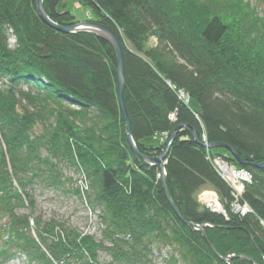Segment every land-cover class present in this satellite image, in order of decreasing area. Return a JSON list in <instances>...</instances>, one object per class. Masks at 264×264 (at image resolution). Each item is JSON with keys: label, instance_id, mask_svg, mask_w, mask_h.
<instances>
[{"label": "trees", "instance_id": "1", "mask_svg": "<svg viewBox=\"0 0 264 264\" xmlns=\"http://www.w3.org/2000/svg\"><path fill=\"white\" fill-rule=\"evenodd\" d=\"M82 1L120 41L139 152L161 155L180 126L164 159L167 188L185 220L204 224L217 254L176 216L159 167L132 154L111 44L50 27L35 0H0V264L16 256L26 264H154L161 246L170 247V264H264V0ZM60 2L43 6L57 24L73 25ZM151 35L157 44L148 49ZM203 137L243 162L206 148ZM217 156L251 175L240 193L219 174ZM69 167L83 180L73 194L98 212L99 238L37 209L39 189L65 191ZM205 189L223 212L199 200Z\"/></svg>", "mask_w": 264, "mask_h": 264}, {"label": "rangeland", "instance_id": "2", "mask_svg": "<svg viewBox=\"0 0 264 264\" xmlns=\"http://www.w3.org/2000/svg\"><path fill=\"white\" fill-rule=\"evenodd\" d=\"M58 8L68 10L74 16V24L96 21L97 19V16L93 9L85 4L82 0H61ZM10 42H13V38L10 39ZM156 44L157 40L152 35L148 37L145 42V45L148 49L155 48ZM249 57H251V54L249 55ZM185 101L186 103H188L190 99L186 97ZM156 137L159 142H165L164 139L166 137V133L164 132ZM220 151L221 153H225L224 150ZM217 157L221 158V160H224L221 156ZM224 162L229 165V168L231 170L230 178L226 173L224 174V176L227 177L228 180H232L234 182V180L240 181L242 178H245L244 174L236 170L238 168L234 164L226 160H224ZM66 174L71 178V181L67 182L65 191H52L51 189H39L37 191L38 211L41 212L45 218L53 217L57 220L65 221L70 226L75 227L80 231L93 234L96 238H99L101 234V225L98 220L97 210L93 211L80 197L73 194L75 188L80 186V183H82L81 181H83L80 174L70 167L66 168ZM203 191H211V189H206ZM200 195L201 191L198 193V198ZM211 205L214 206L215 204L211 203ZM219 205L222 208L221 204ZM234 208L235 204L232 205V211L234 210ZM248 210L249 209L247 208V211ZM241 213H243V211ZM170 253L171 250L169 246H161L159 249H154V257L152 258V263L170 264L168 262ZM103 257H105V259L107 258V256ZM2 264H26V260L24 256H16L12 257L7 262H3Z\"/></svg>", "mask_w": 264, "mask_h": 264}, {"label": "water", "instance_id": "3", "mask_svg": "<svg viewBox=\"0 0 264 264\" xmlns=\"http://www.w3.org/2000/svg\"><path fill=\"white\" fill-rule=\"evenodd\" d=\"M35 9H36L38 16L42 19V21L44 23H46L47 25H49L50 27L56 29V30H59V31H62L65 33H73V32H80V31L95 33L96 35L107 40L111 44V46L113 47V50L115 52L116 61H117V96H118L119 105H120V108H121V111L123 114V119L125 122L127 141H128L129 146H130V149L132 151V154L136 158H141V159L145 160L146 162H148L149 164H151V165L155 164L159 167V171L161 173L160 183L162 186V190H163L165 198L169 202L174 213L183 223H185L189 226H192L195 229H197L198 231H200L204 241L206 242V244L211 248V250L214 253L217 254L213 245L209 242V240L206 237V234L204 232V224H195L193 222L185 220L181 216V214L179 213L176 205L174 204V202H173V200L169 194L168 188H167L164 159H165L167 152L169 150V145L172 142V140L174 139L176 131L180 126L176 127L172 131L170 138H169L168 146L166 147L165 151L157 157H150V156L143 155L142 153L139 152V150L137 149V147L135 145V142H134L132 135H131V132H130L129 118H128V113H127V109H126V105H125V101H124V96H123V89H124L123 57H122V47H121V44H120V41H119L117 35L111 29H109L108 27H106L105 25H103L97 21L82 22V23H78V24H74V25L57 24L56 22L52 21L50 19L49 15L47 14V12L43 6V0H35ZM191 135H192V138L196 142H199L197 140L194 132H192ZM202 145L205 146V144H202ZM207 146H208V148H216V147L226 148L232 153L235 161L240 162V163L243 162V160L240 159L238 157V155L236 154V152L233 151V149L230 148L229 146H226L224 144H218V143H209ZM263 165H264V162L257 164L258 167H262ZM235 256L236 255H234V254H229L226 257H220V258L222 260H228V259L235 257ZM237 257H239L241 259H247V260L253 262L251 260V258L249 256H246V255H238ZM253 264H255V263H253Z\"/></svg>", "mask_w": 264, "mask_h": 264}, {"label": "built area", "instance_id": "4", "mask_svg": "<svg viewBox=\"0 0 264 264\" xmlns=\"http://www.w3.org/2000/svg\"><path fill=\"white\" fill-rule=\"evenodd\" d=\"M203 141L206 142L205 137H203ZM213 162L215 163L219 174L226 181H228V183L230 184V186L232 187V189L237 194L242 191L243 186H244V182H248L250 180V178H251V175L246 170L236 169L239 172H241L242 174H244L245 178H242L240 181H236V180H234V182L232 180L230 181V180H228L227 177L224 176V174L226 173L228 175V177L230 178L231 170L229 168V165L226 162H224V160H221V158H219V157L213 158ZM208 194H212L215 197V200H216V195L212 191H203V192L201 191V195L203 197L200 195L199 198H200V200H201L202 203L206 204L209 207L211 206L212 209H213V206L211 205V203H214V201H211L210 203H207L206 200H205ZM234 210L235 211H240V212H242V211L245 212V211H247V207H246V205L241 206L239 204H235Z\"/></svg>", "mask_w": 264, "mask_h": 264}, {"label": "bare ground", "instance_id": "5", "mask_svg": "<svg viewBox=\"0 0 264 264\" xmlns=\"http://www.w3.org/2000/svg\"><path fill=\"white\" fill-rule=\"evenodd\" d=\"M51 19V18H50ZM52 20V19H51ZM53 21V20H52ZM206 202L207 203H210L211 201H214V206H213V208L215 209V210H217L218 212H220L219 210H220V206H219V204H218V202L215 200V197L212 195V194H208L207 195V197H206Z\"/></svg>", "mask_w": 264, "mask_h": 264}]
</instances>
